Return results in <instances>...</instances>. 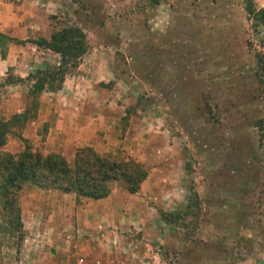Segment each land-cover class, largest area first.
Listing matches in <instances>:
<instances>
[{"label":"rangeland","instance_id":"obj_1","mask_svg":"<svg viewBox=\"0 0 264 264\" xmlns=\"http://www.w3.org/2000/svg\"><path fill=\"white\" fill-rule=\"evenodd\" d=\"M63 3L56 14L43 12L49 35L77 25L89 49L68 67L73 76L86 63L84 75L59 91H88L91 107L112 116L116 132L99 138L109 151H95L139 162L147 176L134 193L112 182L102 198L22 184L23 240L17 248L15 237L0 232V264H76L81 257L83 264H264V127L256 124L264 101L244 0ZM36 22L19 20L20 36L12 37H41L30 32L40 29ZM29 44L36 45L29 41L19 53L33 60L31 68L21 65L25 73L37 69V57L42 68L58 63L59 54ZM26 91L27 82L0 84V118L22 109ZM44 113L37 129L38 115L26 123L25 142H11L13 153L26 145L51 152L47 136L41 141L50 125ZM84 146L52 151L72 163ZM161 211L178 218L167 222Z\"/></svg>","mask_w":264,"mask_h":264},{"label":"trees","instance_id":"obj_2","mask_svg":"<svg viewBox=\"0 0 264 264\" xmlns=\"http://www.w3.org/2000/svg\"><path fill=\"white\" fill-rule=\"evenodd\" d=\"M243 7L250 24L247 45L255 58L258 94L264 101V6H257L254 0H244ZM27 41L59 54V60L54 66L37 68L24 77L7 73L6 78L0 81L3 85L27 82L22 109L11 113L8 118H0V232H8L11 237H15L17 248L24 236L19 204L22 184L30 183L39 188L74 193L76 196L102 198L109 194L112 182L121 181L127 191L134 193L147 176V170L139 162L114 160L89 145L75 151L72 163L60 152L34 151L28 145L17 153L4 149L12 136L26 141L22 132L26 123L38 115L42 93L61 89L68 67L89 49L82 28L65 25L53 31L48 38L41 36L23 40L0 32V54L4 56L12 42L24 44ZM256 124L264 127V117L258 119ZM47 130L48 124L45 123L41 141L45 140ZM161 215L165 221L172 222V217L177 214L161 211Z\"/></svg>","mask_w":264,"mask_h":264},{"label":"crops","instance_id":"obj_3","mask_svg":"<svg viewBox=\"0 0 264 264\" xmlns=\"http://www.w3.org/2000/svg\"><path fill=\"white\" fill-rule=\"evenodd\" d=\"M19 2V0H0V32L6 35L20 36L21 29L18 25L19 20L27 21L30 26H37L36 21L39 20L41 23L40 29L33 27V29H30V32L33 33V35L48 38L50 33L47 20L48 15H44L43 12L47 10V12L56 14L64 4L63 0H22L21 6ZM67 3L68 2L65 1V4ZM19 9L23 11L19 12ZM24 33V35L27 34V29L24 30ZM21 39L25 40L22 36ZM28 42L29 41H27L26 44ZM26 44L10 43L6 54L4 56L0 54V80H4L7 73H9V68L13 66H16L14 71L16 75L24 77L28 74L24 72L21 65L31 68L34 65H32L33 60L28 55L19 54L21 51H24ZM31 46L35 49L39 48L41 52L46 50L51 51L50 49L33 44ZM40 58L41 59H38V57L35 58V60L38 61L36 68H42L40 63L43 62L42 60H44V57ZM86 67V63H80L77 70H81L82 72ZM81 72L73 76H66L62 88L71 86L72 81L78 79L79 76L77 75H84ZM59 90L58 92H45V95L43 94L42 100H47V103L43 106V113L40 112L38 118L34 120L37 125H33V128L37 129L38 122L40 118L44 116V112H49L50 125L47 132V140L43 142L45 151L59 150L62 153H67V151H73L74 145H89L100 152L109 151L110 146L106 143L103 144V140H99V138H107V133L115 137L116 132L113 126L112 116H106V112L103 113L101 110H96V108L91 107V101L95 98H91L88 91H72L71 89V91L66 92ZM69 92L71 94H69ZM54 98L63 100L64 102H60L59 104L62 103L64 105L51 103L50 101ZM70 101L72 102L71 106H69ZM52 104L55 105L54 108ZM17 111H20V109ZM12 137H10L8 140L9 142L4 145V149L10 152L15 151L11 149V142L15 143L17 146L21 143L19 137ZM118 144L119 140L117 139L114 148H118ZM21 147L23 146H20V148Z\"/></svg>","mask_w":264,"mask_h":264},{"label":"built area","instance_id":"obj_4","mask_svg":"<svg viewBox=\"0 0 264 264\" xmlns=\"http://www.w3.org/2000/svg\"><path fill=\"white\" fill-rule=\"evenodd\" d=\"M76 264H83V258H79L78 261L76 262Z\"/></svg>","mask_w":264,"mask_h":264}]
</instances>
